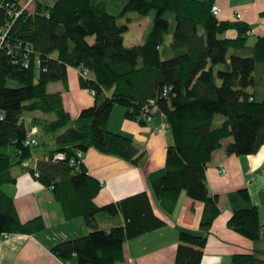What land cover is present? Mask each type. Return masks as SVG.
I'll return each mask as SVG.
<instances>
[{
  "label": "trees",
  "instance_id": "1",
  "mask_svg": "<svg viewBox=\"0 0 264 264\" xmlns=\"http://www.w3.org/2000/svg\"><path fill=\"white\" fill-rule=\"evenodd\" d=\"M214 0H35L13 22L0 0V26L12 22L10 54L0 51V240L5 233L34 234L45 227L42 217L21 221L13 198L2 185L11 184V171L30 159L32 148L44 158L39 181L51 188L65 220L82 217L90 231L57 242L56 257L74 264H120L126 240L162 227L146 192L97 205L101 183L81 164L68 160L89 148L119 157L139 167L147 153L133 138L107 128L115 104L124 117L155 127L165 122L172 136L165 163L147 175L161 212L172 214L183 191L208 208L200 220L202 233L179 231L174 264H200L206 235L216 216L217 195H210L205 171L217 149L226 154L256 153L264 146V36L252 42L243 21L220 20ZM153 12L144 42L126 46L123 38L132 19ZM125 18V22H121ZM234 32L227 36L225 33ZM166 34H170L167 42ZM92 40L89 41V38ZM70 66L86 70L79 86L94 92L93 104L71 119L62 94L49 92L52 82L67 83ZM17 86L8 85V81ZM154 100L158 111L146 122ZM29 112L34 113L27 118ZM220 115V124H213ZM39 131L36 147L25 146L26 130ZM225 139H230L224 143ZM62 152L64 161H52ZM46 157V159H45ZM228 226L248 240L262 241L260 208L246 188L229 195ZM264 203V192H262ZM124 214L120 226L104 228L100 216ZM233 264H264V249L237 253Z\"/></svg>",
  "mask_w": 264,
  "mask_h": 264
},
{
  "label": "crops",
  "instance_id": "2",
  "mask_svg": "<svg viewBox=\"0 0 264 264\" xmlns=\"http://www.w3.org/2000/svg\"><path fill=\"white\" fill-rule=\"evenodd\" d=\"M214 4L220 6L217 15L220 20H235V13H239L241 16L238 20L251 28L250 37H254L253 40L264 36V0H214ZM225 34L230 36L234 32L231 30ZM67 76L65 85L61 81L52 82L47 88L49 92L62 94L64 108L70 118L75 119L83 108L93 104L94 96L92 97L89 90L79 86L78 68L70 66ZM124 113L125 108L115 104L107 128L133 138L136 146L146 151L147 161L137 167L119 157L89 148L84 154L83 165L101 183L94 203L108 205L110 202H119L146 192L153 212L165 224L126 240L123 244L125 261L120 264H125L128 260H132L134 264H174L178 232L187 230L195 234L202 233L200 220L208 208L203 202L190 199L183 191L172 214L161 212L150 190L147 175L163 167L166 149L172 136L168 131L156 132L152 124H140L124 117ZM228 141L230 139H225L224 143ZM31 153L37 160L44 158L38 148H32ZM212 156L206 166L205 178L210 195H217L218 212L205 233L207 243L202 250L200 264H233L232 257L237 253L264 249V146L256 153L246 155L226 154L223 149H217ZM219 165L226 167L224 174L220 173ZM11 173L15 181L2 187L13 198L18 218L23 222L40 216L45 227L34 234L13 233L9 237H2L0 264H74L71 260L65 261L56 257L50 248L59 241L85 235L90 228L85 225L82 217L65 220L62 208L53 198L51 189L23 167H13ZM241 188L249 191L251 202L260 208L263 222L261 242L248 240L227 224L232 213L228 197ZM124 218L122 212L112 217L101 215L99 225L104 228L120 226L124 223Z\"/></svg>",
  "mask_w": 264,
  "mask_h": 264
},
{
  "label": "built area",
  "instance_id": "3",
  "mask_svg": "<svg viewBox=\"0 0 264 264\" xmlns=\"http://www.w3.org/2000/svg\"><path fill=\"white\" fill-rule=\"evenodd\" d=\"M4 4L5 7L7 9V14L10 16L12 22L13 20L18 17L19 15L22 14V12L25 11H30L33 12L34 11V6H35V0H1ZM211 11L214 15H218V12L220 11V6L213 4ZM240 14L239 13H235V17L237 19L240 18ZM12 22L6 23L4 24V26H0V51H5V49L7 48V52L8 54H10V50L8 51V48H10L9 43H8V36L7 34L9 33L10 27ZM252 31H248V34H251ZM85 75L86 74V70H80L79 69V75ZM92 97H93V93L94 92H90ZM158 111V107L157 105H155L154 100H150L149 102V107L146 108V113H147V118H146V122H150L153 119L154 114ZM168 126L165 122H160L156 127H155V131L159 132V131H167ZM26 136L23 140V143L25 146L28 147H36L39 142L37 140V134H38V130L35 126H31L30 129L26 130ZM84 157V152L83 151H77L76 155L72 158H70L68 160L69 164L73 167H78L79 165L83 164L82 160ZM65 159V154L62 152H58L56 153L53 158L52 161H64ZM37 159L33 156H31L30 159H25L22 161V165L25 169L27 168H35L36 167V163ZM220 166V173L224 174L226 172V167H224L223 165H219ZM34 177L39 178L40 174L38 173L37 170L33 171L32 174ZM52 187H49V189H51ZM11 234L5 233L3 235V237H9ZM125 264H134L132 260H128L125 262Z\"/></svg>",
  "mask_w": 264,
  "mask_h": 264
},
{
  "label": "rangeland",
  "instance_id": "4",
  "mask_svg": "<svg viewBox=\"0 0 264 264\" xmlns=\"http://www.w3.org/2000/svg\"><path fill=\"white\" fill-rule=\"evenodd\" d=\"M42 2H48L52 3L54 0H42ZM153 12L140 17L138 14L134 11L129 12L126 14V18L132 19V22L129 24L127 31L124 33V44L126 46H133L134 44H141L144 42V37L147 34V32L150 30V26L152 24ZM125 18H122L121 22H125ZM167 42L170 41V34H166ZM254 37H249V41L252 42ZM92 40V37L89 38V41ZM8 85L12 87H16L17 84L14 81L9 80ZM33 115L32 112H29V114L26 115L27 118L31 117ZM222 120V117L220 115H217L214 120L213 124H220ZM81 218V217H80Z\"/></svg>",
  "mask_w": 264,
  "mask_h": 264
}]
</instances>
